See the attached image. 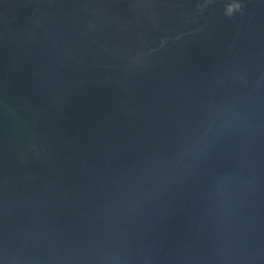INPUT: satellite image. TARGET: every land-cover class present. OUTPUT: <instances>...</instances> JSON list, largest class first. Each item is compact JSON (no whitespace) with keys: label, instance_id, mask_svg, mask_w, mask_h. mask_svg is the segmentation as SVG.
<instances>
[{"label":"water","instance_id":"obj_1","mask_svg":"<svg viewBox=\"0 0 264 264\" xmlns=\"http://www.w3.org/2000/svg\"><path fill=\"white\" fill-rule=\"evenodd\" d=\"M0 264H264V0H0Z\"/></svg>","mask_w":264,"mask_h":264}]
</instances>
